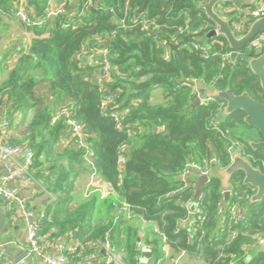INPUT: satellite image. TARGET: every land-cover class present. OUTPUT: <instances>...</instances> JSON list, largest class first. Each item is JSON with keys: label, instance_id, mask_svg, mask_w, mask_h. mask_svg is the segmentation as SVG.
<instances>
[{"label": "trees", "instance_id": "trees-1", "mask_svg": "<svg viewBox=\"0 0 264 264\" xmlns=\"http://www.w3.org/2000/svg\"><path fill=\"white\" fill-rule=\"evenodd\" d=\"M206 1L0 0L2 14L14 17L23 7L43 20L26 26L34 38L14 66L0 61V72L7 71L0 107L9 121L2 141L34 150L33 176L56 195L42 225L58 228L56 236L78 231L85 241L110 243L124 263L139 264L142 234L134 222L140 220L159 231L147 239L155 261L168 245L201 253L208 264H264V250L251 252L264 236V199L248 204L253 190L243 184L242 171L232 175L226 203L220 179L208 181L190 219L195 187L182 178L188 164L227 167L233 149L254 166L264 159L249 143L261 133L244 121L245 112L222 117L221 100L194 103L198 83L235 94L248 90L264 101L248 64L250 50L232 49L223 35L209 37L216 24L199 7ZM53 7L66 13L49 17ZM246 8L217 5L238 35L248 30V21L239 26ZM104 49L112 69L100 80ZM159 88L161 102L153 98ZM115 111L122 127L111 116ZM69 118L80 124V136ZM93 172L112 193L103 197L92 188L75 199L76 180Z\"/></svg>", "mask_w": 264, "mask_h": 264}, {"label": "crops", "instance_id": "crops-1", "mask_svg": "<svg viewBox=\"0 0 264 264\" xmlns=\"http://www.w3.org/2000/svg\"><path fill=\"white\" fill-rule=\"evenodd\" d=\"M56 2L57 0H53V4H55ZM7 18L12 19L11 17L3 16L0 13V22L3 21L6 24L2 27V30L6 32L7 28L9 27V24L7 23L8 21H11ZM18 22L21 24L20 29L24 31V34L20 40L21 42L17 43V41L19 40H14L11 34L9 38H7L6 42L10 41V47L11 50H13L12 52H14L17 57H20V50H22V47H24L25 50L28 49L31 40L34 38V33L33 31L28 30L26 25H24L20 20ZM12 52H10V50L8 51V49L7 51L3 50L2 53L4 55L0 57V61H3L4 66H10L6 63V57ZM17 57H14V60L12 61L13 65L11 66H14L16 64L18 60ZM6 72L7 71H4V73L0 72V81L2 80V78L5 77ZM200 84L201 83H198L197 86ZM163 92L164 91L162 88L155 90L153 92V98L158 102L163 101V96L162 98H160V95ZM3 119L4 108L0 107V122ZM9 134L12 136L16 135L15 133L11 132V130L9 131ZM17 159L20 162L23 157H17ZM212 167L213 166L209 167V172L211 171ZM218 168L221 167L218 166ZM84 174L81 176L84 181L86 180V185H84L81 190V182L77 185V187L75 184V188L73 191V196L75 199H80L88 195V184L91 178V174L88 173L86 175L87 177H84ZM200 175V172H198L197 170H193V172L186 174V176L183 178L185 183L194 184L195 192L196 180ZM6 176L7 171L1 168L0 181L3 180ZM102 183V187L104 189L110 188L109 183H107L106 181H102ZM7 184L8 186L17 190L16 197L14 199L15 207L18 206L22 201L27 202L28 205L36 212L47 211L54 207L56 195L51 191L50 185L48 183L39 181L36 177L35 180L28 186L25 185L20 178L11 179L7 181ZM196 208L193 209L191 207L192 212L190 219L193 217L194 211L197 210ZM100 212L101 211H98V213ZM134 223L137 226H141L142 238L139 239V246L141 248L146 246L150 250V252H152L151 248L147 245V239L148 237L152 238L155 235L159 234L157 227L145 221L141 223L140 220ZM58 230L59 229L56 227L48 228L46 225H42L40 231V243L45 251L52 254H56L59 252V247L61 245H65L72 264H126L122 260L123 253L118 252L114 246L110 245V243H105L100 240L85 241L81 239V237L79 236V232L75 230L71 231L70 233H64L60 236H56L55 234L58 233ZM0 240L5 244L4 255L5 259L8 262H12L15 264H45L38 254H28L30 239L27 222L21 220V218L16 217L14 213L12 214L11 211H8L7 209L2 207H0ZM257 247L258 246L251 247V252H256ZM164 250V256L158 261L154 260V254L152 252V257L148 260V264H208L202 257L201 253H178L168 245L164 247Z\"/></svg>", "mask_w": 264, "mask_h": 264}, {"label": "water", "instance_id": "water-1", "mask_svg": "<svg viewBox=\"0 0 264 264\" xmlns=\"http://www.w3.org/2000/svg\"><path fill=\"white\" fill-rule=\"evenodd\" d=\"M256 1L258 0H207L199 4V7L203 8L207 16L216 24L215 29L209 33V37L212 35H223L232 49L239 50L247 48L259 34L264 33V16L252 21L248 26V30L238 35L232 28L230 18L221 14L217 9V5L232 3L249 7ZM106 44L109 45L110 41H107ZM101 59H104V57L102 56ZM248 64L252 74L259 79L261 89L264 91V53L259 56H254L253 53L250 52L248 54ZM200 90L204 92L200 93ZM108 93L107 91L106 94ZM194 98L195 104L203 99L209 98L221 100L225 104L221 112L222 117L231 115L238 110L245 112L244 121L248 126L257 129L263 137V139L259 141L249 140V143L254 150H264V102L256 99L248 90H244L240 94H235L231 87L220 90L214 85L200 84L195 91ZM231 153V162L227 167L218 168V166L215 165L210 172L198 176L196 180V192L191 202V207L193 209L196 208L198 204L205 184L214 177L220 179L221 188L224 193V201L225 203L228 202L232 191L231 177L237 171L243 172L244 185H249L256 189L255 193L250 196L248 204L251 205L255 202H261L264 199V171L254 166L250 160L244 157L238 150L233 149ZM212 158H215V156L213 155ZM257 249L258 251L264 250V242L260 244ZM151 257L152 252H150L147 247H144L140 258V264H148V260Z\"/></svg>", "mask_w": 264, "mask_h": 264}, {"label": "built area", "instance_id": "built-area-1", "mask_svg": "<svg viewBox=\"0 0 264 264\" xmlns=\"http://www.w3.org/2000/svg\"><path fill=\"white\" fill-rule=\"evenodd\" d=\"M66 10L62 7H53L50 9L49 17H53L59 14H65ZM12 14L16 16L24 25L31 26V25H41L43 23L42 19H37L31 17L30 14L26 11L25 8L20 7L17 10H13ZM244 18L239 23V26L244 27L245 22L248 21V25L252 21L257 18L264 16V0H258L253 5L244 9ZM195 47H200L206 50L207 45H195ZM254 56H259L264 53V34H259L247 47ZM108 54V50H103V57H104V73L100 80L109 77L110 71L112 66L108 59H106V55ZM230 57H232V52L228 53ZM105 106L106 104L103 103ZM66 116H69L67 110L64 111ZM111 116L115 119L117 123V127H122L121 123V116L120 112H112ZM56 121V118L53 120ZM68 124L71 126L72 130L75 134L80 136L81 133V126L80 124L72 119H68ZM9 126V121L7 119H3L0 122V169H5L7 171V176L0 181V207L11 211L12 214L14 213L16 217L21 218V220L26 221L28 224V232H29V239H30V246L28 250V254H38L42 261L45 264H72L67 253V248L65 245H61L59 247V252L56 254L49 253L45 251L40 243V231L42 227V221L46 218V211L36 212L32 209L27 202L22 201L18 206L15 207L14 199L16 197V189L8 186L7 181L20 178L25 185H30L35 178L33 176V165H34V155L35 152L31 147L23 146V145H10L2 141V136L6 132ZM80 143L82 140L80 139ZM17 157L23 159L19 162ZM213 162H216L215 158L212 159ZM125 162V157L123 155L120 156L119 163L122 165ZM224 168V167H221ZM192 170H197L201 174L208 173L209 167L203 168L195 163L188 164V169L182 174V178L186 176V174L190 173ZM193 172V171H192ZM90 181L88 184V191L89 189L97 190L101 192L103 197H107L109 194L112 193L111 188L104 189L102 187V179L96 172H93L90 176ZM91 192V191H90ZM89 193V192H88ZM191 204V202H190ZM129 205L125 206L127 211ZM238 206L232 207V213H237ZM197 211H198V204H197ZM130 212L128 213V215ZM264 242V236L260 237L257 241L256 246H259ZM146 247V246H145ZM144 248V247H143ZM142 248V249H143ZM5 244L0 240V264H15L12 262H8L5 259Z\"/></svg>", "mask_w": 264, "mask_h": 264}, {"label": "rangeland", "instance_id": "rangeland-1", "mask_svg": "<svg viewBox=\"0 0 264 264\" xmlns=\"http://www.w3.org/2000/svg\"><path fill=\"white\" fill-rule=\"evenodd\" d=\"M57 7H58V5H57ZM2 14V13H1ZM3 16H6V17H11L12 19H9V18H7V19H9V20H11V21H8V23L7 24H9V27L7 28V32L6 31H4V30H2V27L4 26V25H6L3 21H1L0 22V26H1V28H0V57L1 56H3L4 54L2 53L3 52V50L4 51H7V49H8V51L10 50V52H12L13 50H11V47H10V41H7L6 42V40H7V38H9V36H10V34H11V36H13V39L14 40H16V39H18L19 41H17V43H20L21 41V37L23 36V34H24V31H22V29H20L21 28V24L18 22L19 20L18 19H15L16 17H13V16H9V15H7V14H2ZM16 21H17V23H16ZM7 33V34H6ZM5 38V39H4ZM11 54H13V55H11ZM16 54L14 53V52H12V53H10V54H8V56L6 57V63L7 64H9L10 66H8V67H12L11 65H13L12 64V61L14 60V57H17V55L15 56ZM11 56V57H10ZM18 58V57H17ZM16 59V58H15ZM163 93H161V95H160V98H162V95ZM88 173H86V174H84V177H87L86 175H87ZM90 181V180H89ZM81 182V183H80ZM80 183V186H81V190H82V187L84 186V185H86V180L84 181L83 179H82V176L79 178V179H77L76 180V187H77V185ZM88 184V183H87ZM80 188V187H79ZM87 190V189H86ZM86 190H85V193H86Z\"/></svg>", "mask_w": 264, "mask_h": 264}, {"label": "flooded vegetation", "instance_id": "flooded-vegetation-1", "mask_svg": "<svg viewBox=\"0 0 264 264\" xmlns=\"http://www.w3.org/2000/svg\"><path fill=\"white\" fill-rule=\"evenodd\" d=\"M259 80V79H258ZM264 92V91H263ZM262 91H259V94H261V93H263ZM263 95H264V93H263ZM264 102V101H263ZM257 133V132H256ZM257 136V135H256ZM263 139V137H262V134L261 135H258L257 137H256V140L255 141H259V140H262ZM252 147V146H251ZM254 150V149H253ZM257 150H262V149H257ZM256 150V151H257ZM264 151V150H263ZM232 152V151H231ZM256 167H259L262 171H264V159L261 161V162H259V164H257V166ZM251 187V189L253 190V193L252 194H254L255 193V191H256V189L254 188V187H252V186H250ZM251 194V195H252ZM250 195V196H251ZM250 198V197H249Z\"/></svg>", "mask_w": 264, "mask_h": 264}]
</instances>
